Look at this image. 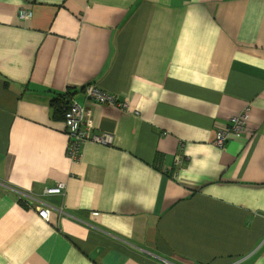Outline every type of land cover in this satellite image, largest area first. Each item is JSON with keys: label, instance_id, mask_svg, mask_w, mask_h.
Returning <instances> with one entry per match:
<instances>
[{"label": "crops", "instance_id": "crops-1", "mask_svg": "<svg viewBox=\"0 0 264 264\" xmlns=\"http://www.w3.org/2000/svg\"><path fill=\"white\" fill-rule=\"evenodd\" d=\"M0 264H264V0H0Z\"/></svg>", "mask_w": 264, "mask_h": 264}, {"label": "built area", "instance_id": "built-area-1", "mask_svg": "<svg viewBox=\"0 0 264 264\" xmlns=\"http://www.w3.org/2000/svg\"><path fill=\"white\" fill-rule=\"evenodd\" d=\"M17 18L21 21H27L31 18V13L25 9L17 12ZM85 96L97 104H107L108 106H116L125 109V104H119L113 96L102 93L95 87H87ZM87 112L76 103L71 105L64 111V123L68 137V145L66 148V156L70 163H78L81 158V145L85 142H92L98 145H111L112 136L107 133L94 134L93 130L86 120ZM246 113L231 118L227 127H222L216 132L214 138V146L223 148L228 140L241 134L246 128ZM175 163H180V158L175 159ZM64 184L58 183L54 187L45 188L43 195H62L64 193ZM40 218L48 220L49 213L46 210L38 212Z\"/></svg>", "mask_w": 264, "mask_h": 264}, {"label": "trees", "instance_id": "trees-1", "mask_svg": "<svg viewBox=\"0 0 264 264\" xmlns=\"http://www.w3.org/2000/svg\"><path fill=\"white\" fill-rule=\"evenodd\" d=\"M71 97V94H67V95H64V96H59L58 98L54 99L51 101L52 103V107L54 108H60L65 105V103L63 102L64 99L66 98H70ZM71 99V98H70ZM69 103H70V100H69ZM58 110V109H56ZM63 118H64V112L62 114Z\"/></svg>", "mask_w": 264, "mask_h": 264}, {"label": "rangeland", "instance_id": "rangeland-1", "mask_svg": "<svg viewBox=\"0 0 264 264\" xmlns=\"http://www.w3.org/2000/svg\"><path fill=\"white\" fill-rule=\"evenodd\" d=\"M65 186V185H64ZM64 191H65V188H64Z\"/></svg>", "mask_w": 264, "mask_h": 264}]
</instances>
